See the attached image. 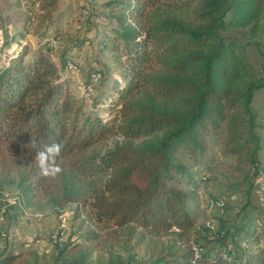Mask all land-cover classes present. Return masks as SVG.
<instances>
[{"label":"trees","instance_id":"obj_1","mask_svg":"<svg viewBox=\"0 0 264 264\" xmlns=\"http://www.w3.org/2000/svg\"><path fill=\"white\" fill-rule=\"evenodd\" d=\"M59 1L0 5L13 11L15 27L18 10L33 15L38 5L52 13ZM114 6L131 22L104 40L118 73L93 71L88 82L94 87L91 76L98 74V82L110 87L107 117L86 109L42 47L32 54L28 44L0 53V176L19 171L29 192L77 203L78 231L94 246H75L83 252L80 264H125L105 253L122 243L143 254L140 264H264V220L231 233L247 244L239 262L227 249L224 230L218 246L200 243L190 195L181 186L190 175L185 156L205 154L211 137L222 138L236 170L251 165L258 172L261 125L252 103L264 89V60L258 73L249 43L225 32H254L264 0H131ZM51 144L60 145V171L45 175L35 157ZM60 251L68 254L67 247ZM21 258L0 256V264H21Z\"/></svg>","mask_w":264,"mask_h":264},{"label":"rangeland","instance_id":"obj_2","mask_svg":"<svg viewBox=\"0 0 264 264\" xmlns=\"http://www.w3.org/2000/svg\"><path fill=\"white\" fill-rule=\"evenodd\" d=\"M131 0H60L52 13L39 10L37 5L33 15L20 9L15 14L17 25L9 19L13 11L0 5V53H13L29 45L31 54L40 47L50 54L73 94L81 99L88 111L98 112L107 117L106 103L110 87L102 81L88 86L90 73L100 71L102 75H115L117 68L110 56L104 52V40L114 29H121L131 23L124 18L125 12L114 4ZM263 17L252 28L241 32H225L239 36L249 43L248 49L259 73L263 68L264 52V11ZM11 47L6 46L12 41ZM2 48V49H1ZM76 61L80 71L75 74L66 72L67 61ZM102 80V79H101ZM259 117L260 128L256 133L260 138L261 149L258 156V172L251 165L236 170L235 158L224 152L221 137H211L210 148L205 154L185 156L190 168L189 177H183L181 186L189 195V209L196 217V236L206 248L219 245L218 233L221 230L229 237L237 226L253 227L258 219L264 220V89L255 92L252 103ZM0 176V256L11 253L22 255L21 264H80L83 252L74 250L75 246L93 249L85 238V231H78L77 203L70 201L62 204L56 197L45 196L41 191L31 193L22 182L19 171H2ZM2 173V174H3ZM69 187H75L74 179H68ZM222 200L223 209L211 207V202ZM258 210L261 216H258ZM42 211L45 218L35 221L29 213ZM212 225V228L208 227ZM64 235L53 239L57 232ZM6 233L7 236H3ZM261 239L264 241V237ZM62 247L68 254H61ZM246 243L228 239L227 249L236 253L239 262L244 260ZM101 250H96L98 254ZM106 251V249H105ZM112 252L125 264H140L143 254L122 243L107 247L106 254ZM134 255L135 258H134Z\"/></svg>","mask_w":264,"mask_h":264},{"label":"clouds","instance_id":"obj_3","mask_svg":"<svg viewBox=\"0 0 264 264\" xmlns=\"http://www.w3.org/2000/svg\"><path fill=\"white\" fill-rule=\"evenodd\" d=\"M61 151L60 145L51 144L45 146L42 151L36 154V163L45 175L55 174L60 171L59 167L55 165V160Z\"/></svg>","mask_w":264,"mask_h":264},{"label":"built area","instance_id":"obj_4","mask_svg":"<svg viewBox=\"0 0 264 264\" xmlns=\"http://www.w3.org/2000/svg\"><path fill=\"white\" fill-rule=\"evenodd\" d=\"M65 66H66L67 73L75 74L80 71V65L76 61H71V60L67 61ZM91 77L95 82H98L100 75L92 74ZM224 206H225V202L222 200H216V201L211 202L212 208L216 207L218 209H223ZM27 215H29L30 218H32L33 220L37 222L42 221L45 218V213H43L42 211L31 212ZM208 227L212 228V225L208 224ZM62 235H64V231L57 232L55 235H53V239H57L59 238V236H62ZM3 236L5 237L7 236V234L3 233ZM194 250H195V255L197 257L198 250L196 248H194Z\"/></svg>","mask_w":264,"mask_h":264}]
</instances>
